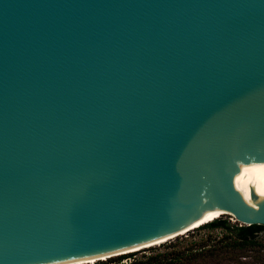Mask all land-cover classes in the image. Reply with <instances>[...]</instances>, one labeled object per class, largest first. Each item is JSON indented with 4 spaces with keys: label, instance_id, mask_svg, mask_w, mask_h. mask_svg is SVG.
I'll return each instance as SVG.
<instances>
[{
    "label": "water",
    "instance_id": "1",
    "mask_svg": "<svg viewBox=\"0 0 264 264\" xmlns=\"http://www.w3.org/2000/svg\"><path fill=\"white\" fill-rule=\"evenodd\" d=\"M218 214L264 225V0H0V264Z\"/></svg>",
    "mask_w": 264,
    "mask_h": 264
},
{
    "label": "rangeland",
    "instance_id": "2",
    "mask_svg": "<svg viewBox=\"0 0 264 264\" xmlns=\"http://www.w3.org/2000/svg\"><path fill=\"white\" fill-rule=\"evenodd\" d=\"M220 218L230 222L232 226H242L231 215H224ZM224 231L221 229H194L190 232L180 235L166 241L163 245H155L136 251L132 256L126 257L119 261L118 259L110 260L107 264H131L134 261H143L148 257L155 259L169 258L179 250L201 244L208 245L201 256L198 264H264V240L256 243H232L226 238H222ZM118 255L112 256L117 257ZM108 259V258H107ZM105 259V260H107ZM99 260L96 264H100ZM88 264V263H87Z\"/></svg>",
    "mask_w": 264,
    "mask_h": 264
},
{
    "label": "trees",
    "instance_id": "3",
    "mask_svg": "<svg viewBox=\"0 0 264 264\" xmlns=\"http://www.w3.org/2000/svg\"><path fill=\"white\" fill-rule=\"evenodd\" d=\"M221 229L224 231L222 238L230 240L232 243H256L264 240V225H242V226H232L230 222L224 220L223 218L215 219L209 223L200 226L198 229ZM178 239V237H177ZM167 243V242H166ZM165 244V243H163ZM161 244V245H163ZM208 245H197L179 250L177 253L173 254L169 258L155 259L154 257H148L139 264H198L199 256L204 254L203 252L207 250ZM138 252V251H137ZM135 252L126 253L118 255L117 257H110L105 261H100V264H107L110 260L118 259L123 260L126 257L132 256ZM138 261H134L131 264H137Z\"/></svg>",
    "mask_w": 264,
    "mask_h": 264
},
{
    "label": "bare ground",
    "instance_id": "4",
    "mask_svg": "<svg viewBox=\"0 0 264 264\" xmlns=\"http://www.w3.org/2000/svg\"><path fill=\"white\" fill-rule=\"evenodd\" d=\"M221 216H222V214H218V215L214 216L213 218L209 219L208 221H206L204 223H201V224H199L197 226H194V227H192V228H190V229H188V230H186L184 232H181V233H179L176 236H172V237H169V238H166V239H163V240H159L157 242H153V243H150V244H146V245H143L141 247H138V248H135V249L126 251V252H121V253L112 254V255H108V256H103V257H99V258H95V259L82 260V261L72 262V263H66V264H87V263L88 264H96L97 261H99V260H105V259L110 258V257L115 256V255H121V254H125V253L136 252V251H139V250L144 249V248H147V247H152V246H155V245H160L162 243H166V241H168V240H172V239H174V238H176V237H178L180 235H184V234L190 232L191 230L197 229V228H199L200 226H202V225H204L206 223H209L211 221H214L215 219H218Z\"/></svg>",
    "mask_w": 264,
    "mask_h": 264
}]
</instances>
